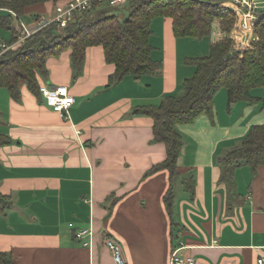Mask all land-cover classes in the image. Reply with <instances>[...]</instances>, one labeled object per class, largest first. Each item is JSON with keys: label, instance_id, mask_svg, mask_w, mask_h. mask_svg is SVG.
I'll return each mask as SVG.
<instances>
[{"label": "crops", "instance_id": "0c3cea01", "mask_svg": "<svg viewBox=\"0 0 264 264\" xmlns=\"http://www.w3.org/2000/svg\"><path fill=\"white\" fill-rule=\"evenodd\" d=\"M249 1L264 9V0ZM53 7L34 4L25 13H37L34 23ZM172 22L154 19L151 43L159 66L139 78L112 82L115 66L99 45L87 49L77 77L71 49L50 57L45 86L67 85L76 98L66 117L25 84L18 100L0 88V130L12 139L0 146V193L10 196V206H0V249L11 264H119L108 239L120 245L124 264H170L176 247L196 264H264V165L254 174L237 167L231 187L221 181L218 162L253 125L264 124L261 103L230 105L222 88L214 122L202 115L179 125L184 141L179 192L173 183V233L165 202L170 173L146 175L166 159L167 149L152 142L153 119L132 114L134 107L179 94L196 71L187 60L209 55L225 36L219 19L203 38L176 37ZM7 41L0 33V47ZM256 90L254 96L264 95ZM189 175L193 194L182 182ZM88 227L93 235L84 245L75 232Z\"/></svg>", "mask_w": 264, "mask_h": 264}, {"label": "trees", "instance_id": "16d2710c", "mask_svg": "<svg viewBox=\"0 0 264 264\" xmlns=\"http://www.w3.org/2000/svg\"><path fill=\"white\" fill-rule=\"evenodd\" d=\"M63 0H0V27L12 30V38L0 47V88L10 90L16 100L21 97V86L25 84L37 97H42V88L49 79L48 59L59 57L71 49L72 66L77 77L90 46H102L107 62L115 66L113 81L126 76L139 78L154 73L159 63L154 59L151 43L152 23L158 17L172 19L176 37L203 38L210 36L213 24L221 21L225 36L212 43L207 56L190 58L189 64L196 67L191 78L184 81L182 90L174 96H165L158 103L137 105L132 114L149 116L153 119V143L166 145V159L154 165L146 175L168 170L171 187L165 195V202L175 228L174 180L181 177L178 161L183 147V136L179 125L195 122L200 116H208L214 122L215 96L225 88L228 102L261 103L264 95H253L255 89L264 93V9L256 10L259 19L255 25L256 39L249 49L236 51L230 33L237 21V15L223 0H128V15L120 19L110 14V5L94 1L90 8L76 14L74 21L61 28L53 23L33 33L23 42L12 26L13 13L22 15L29 6L53 2L54 7ZM53 7V9H54ZM6 12L7 15H2ZM39 16V15H38ZM241 54H243L241 56ZM12 142L10 136L0 130V146ZM221 181L234 187V171L246 165L256 173L264 165V124L253 125L247 135L220 157ZM184 187L194 193L195 178L183 179ZM0 206L5 211L10 206V196L0 193ZM0 261L11 264L12 257L0 249Z\"/></svg>", "mask_w": 264, "mask_h": 264}, {"label": "built area", "instance_id": "2783aa9c", "mask_svg": "<svg viewBox=\"0 0 264 264\" xmlns=\"http://www.w3.org/2000/svg\"><path fill=\"white\" fill-rule=\"evenodd\" d=\"M94 1L105 2L112 7L123 5L127 0H63L57 3L49 18L39 17L33 23V26L28 28L24 23L20 24L17 30L19 42L25 41L27 37L33 33L47 27L53 23L58 24L61 28L66 27L70 22L74 21L76 14L87 10L91 7ZM230 3L234 9L238 21L233 27L230 37L234 43V50L244 51L251 47L252 42L256 39L255 25L259 19L256 11L255 2L249 0H223L222 4ZM42 96L46 104L66 117L70 108L75 104L76 98L70 92L67 85L44 86L42 88ZM72 226V224H70ZM93 235L92 228H83L76 230L75 237L79 241H83L84 245L91 244ZM107 246L113 252L117 263L124 264L121 247L117 241L108 239ZM180 247H176L171 255L170 264H196V259L190 255L183 254ZM263 259H260L262 262Z\"/></svg>", "mask_w": 264, "mask_h": 264}, {"label": "rangeland", "instance_id": "374dc122", "mask_svg": "<svg viewBox=\"0 0 264 264\" xmlns=\"http://www.w3.org/2000/svg\"><path fill=\"white\" fill-rule=\"evenodd\" d=\"M128 1V0H127ZM110 14H112V13H114V14H116L120 19H122V18H124V17H126L127 15H128V8H127V4H123V5H119V6H116V7H110ZM53 11V10H52ZM52 11L50 12V13H46V14H38L39 16H45L46 18H49L50 17V15H51V13H52ZM2 15H7V13L6 12H4L3 11V13H2ZM37 15V13H30V14H27V13H24V14H22V15H19V17H20V20L18 19V17L16 16V15H13V17H12V26L13 27H16V31H17V33H20V31L19 30H17V28H20L19 26H20V23L21 22H23L28 28H30V27H32L33 26V21H32V17L33 16H36ZM237 21H238V17H237ZM237 21H236V23H237ZM235 23V24H236ZM0 33L2 34V37H3V39L4 40H10L11 39V37H12V30H9V29H7V28H4V27H0ZM233 46H234V43H233ZM252 46V45H251ZM251 48V47H250ZM234 49V48H233ZM249 49V48H248ZM240 53H243L242 51L240 52ZM243 54H241V56H242ZM223 89H225V88H223ZM258 89H260V88H258ZM258 89L256 90V91H258ZM2 91H8V90H6V89H2ZM227 91V90H226ZM8 93V92H7ZM3 104V103H2ZM88 144H92V143H89V142H87ZM180 181H181V179L180 178H177L176 180H175V184L177 183H180ZM180 184H178V186L176 187L177 188V192H179V188H180V186H179Z\"/></svg>", "mask_w": 264, "mask_h": 264}]
</instances>
